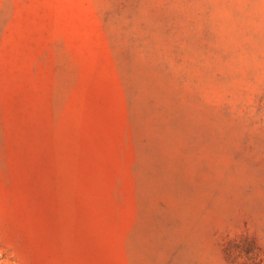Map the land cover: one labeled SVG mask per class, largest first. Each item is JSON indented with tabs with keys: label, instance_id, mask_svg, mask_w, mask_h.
Returning a JSON list of instances; mask_svg holds the SVG:
<instances>
[{
	"label": "rangeland",
	"instance_id": "obj_1",
	"mask_svg": "<svg viewBox=\"0 0 264 264\" xmlns=\"http://www.w3.org/2000/svg\"><path fill=\"white\" fill-rule=\"evenodd\" d=\"M0 264H264V0H0Z\"/></svg>",
	"mask_w": 264,
	"mask_h": 264
}]
</instances>
